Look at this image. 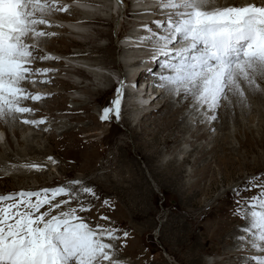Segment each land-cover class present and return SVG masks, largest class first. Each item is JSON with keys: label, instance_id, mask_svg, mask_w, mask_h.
<instances>
[{"label": "rangeland", "instance_id": "374dc122", "mask_svg": "<svg viewBox=\"0 0 264 264\" xmlns=\"http://www.w3.org/2000/svg\"><path fill=\"white\" fill-rule=\"evenodd\" d=\"M96 2V14L91 11L88 17L95 24L87 25V35L66 31L50 20L61 15L74 17L63 14L77 12L71 8L47 15L51 27L38 26L48 33L55 32L41 38L39 56H51L42 52L45 49L65 53L101 74L94 76L88 68L72 70L74 65L55 56L32 65L53 70L47 73V79L38 74L33 77L35 85L26 82L24 86L44 97L38 102H23L36 109L35 114L25 115L46 122L33 126L0 120V194L82 179L95 186L101 197L92 212L85 215L105 223L99 220V214H105L129 232L121 253L127 264H241L239 258L251 252L234 251L229 255L243 248L229 240L244 223L234 215L237 205L233 189L249 177L264 174V96L263 102L251 96L244 111L238 107L236 114L221 110L217 121L202 124L188 117L184 103L156 87L163 96L153 99L150 110L158 108L165 96L173 101V107L165 106L140 122L141 110L135 109L131 101H123L118 121L102 120V110L110 104L117 87L113 79L127 75L126 67L118 62L122 51L115 42L131 26L142 27L143 23L135 24L134 19L143 14L120 15L128 11L126 6L109 14V0ZM138 51L143 52H132ZM130 64L134 67L138 61ZM145 82L146 89L154 87L153 73ZM124 91V100L133 96ZM228 114L236 116L238 122L227 121ZM146 155H153V160L148 161ZM26 162L47 166L41 171H26L19 167ZM258 191L243 195L252 196ZM105 199L111 207L103 204Z\"/></svg>", "mask_w": 264, "mask_h": 264}, {"label": "snow or ice", "instance_id": "6c2138e0", "mask_svg": "<svg viewBox=\"0 0 264 264\" xmlns=\"http://www.w3.org/2000/svg\"><path fill=\"white\" fill-rule=\"evenodd\" d=\"M160 19L143 25L140 45L152 52L158 65L154 87L187 107L193 122L212 123L220 111L249 107V98L264 96V0H156ZM58 0H0V120L39 126L30 119L36 109L23 102H38L25 83L52 69L32 67L38 60L41 38L51 27L45 18L67 11ZM48 83L47 80L40 81ZM125 83L117 85L101 119H120ZM215 131V129H211ZM56 163L52 157H47ZM46 164L26 162L19 167L41 171ZM259 189L252 196L243 193ZM234 215L244 223L233 237L253 253L241 264H264V174L249 177L233 189ZM95 186L82 179L39 190L0 194V264H127L121 256L129 236L105 214L89 215L100 200ZM111 207L109 200L103 201Z\"/></svg>", "mask_w": 264, "mask_h": 264}, {"label": "bare ground", "instance_id": "6f19581e", "mask_svg": "<svg viewBox=\"0 0 264 264\" xmlns=\"http://www.w3.org/2000/svg\"><path fill=\"white\" fill-rule=\"evenodd\" d=\"M156 1V0H155ZM67 1L66 0H58V5H59V3H66ZM112 2H118V0H112ZM148 2H149V0H136V2H134L135 4H140V5H147L148 4ZM76 4L77 5H82V6H88L90 9H92V10H95L96 8H93V6L91 5V4H88L87 2H85V1H83V0H76ZM97 10V9H96ZM153 11H156L155 12V17L157 18V19H160L161 18V16L159 15V13H158V11H157V7H155L154 8V10ZM81 12H83V13H85V15H87V17H89L91 14H92V12H91V10H89V11H81ZM90 12H91V14H90ZM143 15H142V14ZM140 14L142 15V16H146V15H148V11H146V10H143L142 12H141ZM64 14V13H63ZM94 14H96V13H94V11H93V15ZM140 17V16H139ZM46 18V17H45ZM103 18V17H102ZM47 19V18H46ZM49 22H50V20H53V21H56V22H58L57 24L55 23V22H53V24L55 23V26H57V27H62V25H60L59 23H60V21H57L56 19H55V17H52V19H47ZM97 20V19H96ZM152 21H154V20H149L148 22H147V24L148 25H150V26H153L154 27V25H152ZM127 22V21H126ZM131 22H133L132 20H131ZM66 23H68L67 24V26H76V28H80V29H84V24L83 23H71V22H66ZM105 23V22H104ZM130 26V25H129ZM56 27V28H57ZM101 27V26H100ZM128 27V26H127ZM96 32V31H95ZM55 33V32H54ZM125 33V32H124ZM71 34H73V33H71ZM79 34H85V35H87L88 33L87 32H80ZM98 34V33H97ZM96 34V35H97ZM96 35H93V36H96ZM91 36V35H90ZM84 37V36H83ZM83 37L81 36V38H82V40H83ZM87 37V36H86ZM85 37V38H86ZM94 38V37H93ZM89 39V38H88ZM82 40H81V42H82ZM86 40V39H85ZM91 40V39H90ZM95 40V39H94ZM86 41H88V40H86ZM84 42V41H83ZM86 43V42H85ZM91 43V42H90ZM92 45V44H91ZM94 45V44H93ZM96 46V45H95ZM107 47V46H106ZM98 48V47H97ZM100 48V47H99ZM104 48V47H103ZM43 49V48H42ZM106 49V48H105ZM149 50H147V51H145L144 53H142V56L139 58V60H137V61H139V62H143L144 61V59H145V57L147 56V58L148 59H150V57H148V55L149 54H151L152 52H151V50H150V48H148ZM73 50V49H72ZM102 50H104V49H102ZM43 52V51H42ZM52 52V51H51ZM133 55V53H128L127 54V56L128 57H131ZM54 57V56H53ZM70 58V57H69ZM72 60H74V58H71ZM76 60V59H75ZM61 61V60H60ZM131 62V61H130ZM121 63V62H120ZM121 64H123L124 66L126 65V64H129V62H124V63H121ZM49 65V64H48ZM68 65V64H67ZM43 67H45V66H43ZM71 67V66H70ZM75 67L74 66H72V68H70V69H74ZM77 68H80V67H77ZM157 68H158V65H156V64H154L152 61L148 64H144V66H143V69H136L135 71H133L132 73H131V75H133L134 76V78H135V83H136V81L137 80H139V82H141V81H144L145 82V80L147 79V78H149V77H151V74L152 73H155V71L157 70ZM39 69V68H38ZM42 69V68H41ZM68 71V70H67ZM88 71H90V73H93L94 74V76H96L98 73L99 74H101L100 72H99V70L97 69V68H88ZM137 71V72H136ZM78 72V71H77ZM83 73V72H82ZM81 74V73H80ZM51 75V74H50ZM54 75V74H53ZM40 76V75H39ZM49 76V75H48ZM47 76V77H48ZM44 77L46 78V75H44ZM51 77V76H50ZM53 77V76H52ZM56 78H60V77H56ZM47 79V78H46ZM54 77L51 79V81H53L54 82ZM41 80V79H40ZM49 80V79H48ZM47 80V81H48ZM59 80V79H58ZM62 80V79H61ZM57 82V81H56ZM76 83V82H75ZM77 84V83H76ZM25 86V85H24ZM29 86V85H28ZM70 87V86H69ZM29 88V87H28ZM159 89V88H158ZM32 90V89H31ZM104 90V89H103ZM163 91V90H162ZM130 92L131 93H133V96H131V99H134V97H136L135 95H134V93H136L137 94V100H141L139 97L141 96V97H143V98H145V95L147 96V97H149V94L150 93H153V92H156L152 97H151V99L149 100V102L147 103V104H139L138 102L136 103V102H134L133 100L131 101L132 102V106H134L135 107V109H140L141 110V114L139 115V121L141 122L142 120H145L146 119V117H148L150 114H152L153 112H156V111H161V109H163L165 106H167L166 108H168L169 106H171V107H173V101H171V100H168L167 98H166V96L164 97L165 98V100L162 102V104L158 107V108H154V109H151L150 110V108H149V105H150V103L151 102H153V99H156L157 97L159 98V97H162L163 96V94L161 93V91L160 90H157L156 89V87L154 88H152L151 87V89L148 91H146V82H145V85H144V91H143V93L140 95L139 93H137L136 91H132V90H129V88H126V94H129V96H130ZM53 93V92H52ZM43 94V93H42ZM98 94V93H97ZM132 95V94H131ZM172 97V96H171ZM255 98H257V100H259V101H261L262 100V95H255L254 96ZM170 99V98H169ZM261 102H263V101H261ZM130 103V102H129ZM159 103H160V101H159ZM183 103V102H182ZM263 104V103H262ZM184 105V104H183ZM124 106V105H123ZM154 107V106H153ZM87 108V107H86ZM165 108V109H166ZM179 108V107H178ZM239 108V107H238ZM126 109V108H125ZM133 109V108H132ZM148 109V110H147ZM182 109V108H181ZM124 110V109H123ZM171 110V109H170ZM173 110V109H172ZM177 111V110H176ZM181 111V110H180ZM240 111V110H239ZM239 111H237L238 113H239ZM244 111V110H243ZM236 112V111H235ZM236 112V113H237ZM242 112V111H241ZM140 113V112H139ZM234 113V112H233ZM236 113H234V114H236ZM241 114V113H240ZM170 115H172V113L170 114ZM173 116V115H172ZM228 116L229 117H225L226 119H227V121H234V122H238V119H237V117L236 116H234V115H229L228 114ZM171 117V116H170ZM239 117V116H238ZM172 120V119H171ZM182 120H184V118L182 119ZM125 121V120H124ZM171 122V121H170ZM174 122H175V120H172V122L171 123H173L174 124ZM224 122V121H223ZM232 123V122H231ZM130 124V123H129ZM128 124V125H129ZM143 124V123H142ZM224 125V124H223ZM210 127V126H209ZM70 129V128H69ZM129 129H132L133 130V128L132 127H129ZM206 130H208V129H206ZM2 131V130H1ZM2 136H3V134L2 133H0ZM205 134V133H204ZM93 135V134H92ZM154 135V134H153ZM2 136L0 137V138H2ZM51 136V135H50ZM74 139V138H73ZM72 141V140H71ZM165 142H168V140L167 139H165L164 140ZM87 152H89L88 150H87ZM147 157V160L148 161H151V160H153V155H150V156H148V155H146ZM185 157V156H184ZM86 158V157H85ZM65 164V163H64ZM0 167H2V165H1V163H0ZM4 167V166H3ZM9 167V166H8ZM11 167V166H10ZM18 168V167H17ZM11 170V169H10ZM18 170H20L19 168H18ZM26 171H28V170H26ZM178 172H179V170H178ZM180 173V172H179ZM233 233L234 234H232V236H229L228 238H229V240H230V242L231 243H233V244H236V241L233 239V237L234 236H236L237 235V233H236V230H234L233 231ZM229 234V233H228ZM227 238V237H226ZM225 238V239H226ZM227 238V239H228ZM238 246V245H237ZM234 251H238V252H240L241 254H244V253H248L247 251H245L244 250V247L243 248H237V250H232V252H229V255H232V254H235L234 253ZM250 255H252L251 253H250ZM225 257H227V256H225ZM225 257H223V258H225ZM203 261V260H202Z\"/></svg>", "mask_w": 264, "mask_h": 264}]
</instances>
